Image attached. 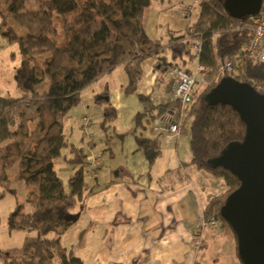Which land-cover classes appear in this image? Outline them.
Returning <instances> with one entry per match:
<instances>
[{
	"label": "trees",
	"instance_id": "trees-1",
	"mask_svg": "<svg viewBox=\"0 0 264 264\" xmlns=\"http://www.w3.org/2000/svg\"><path fill=\"white\" fill-rule=\"evenodd\" d=\"M152 2L0 0L1 24H7L10 17L25 28L20 35L11 27L0 29L8 40L18 42L21 56L14 71L21 95L0 94V198L14 193V180L24 178L26 202L10 212L8 228L34 232L27 234L20 246L0 249V264H83L81 258L69 253L61 236L74 224L71 211L91 183L84 178L85 149L69 143L65 119L82 102V91L119 65L128 77L126 92L137 93L143 61L159 54L165 45L162 38H153L146 30V12ZM198 7V16L186 32L169 39L174 61L165 65L186 67L188 62L198 60L210 68L206 83L195 91L193 101L184 109L180 100L154 105L138 93L148 105L137 113L135 126L117 135L136 133L169 110L179 112V116L183 113L181 131L190 132L192 163L222 177L227 184L226 191L207 204L205 215L221 217L224 227L231 229L220 211L228 195L240 186V180L210 160L229 143L242 141L246 124L231 105L210 103L208 93L219 83V70L228 60L235 63L236 79L254 80L264 87V60L244 56V46L253 36L249 17H232L220 0H200ZM197 39L202 42L198 59L194 53ZM43 55L48 58L43 59ZM45 78L48 88L42 90L39 84ZM95 101L103 106L104 128H114L117 112L109 102L108 91L97 93ZM137 142L152 165L161 140L138 136ZM67 147L74 153L68 162L78 167L66 185L55 160ZM15 157L19 159V170L12 178L8 168Z\"/></svg>",
	"mask_w": 264,
	"mask_h": 264
},
{
	"label": "crops",
	"instance_id": "crops-1",
	"mask_svg": "<svg viewBox=\"0 0 264 264\" xmlns=\"http://www.w3.org/2000/svg\"><path fill=\"white\" fill-rule=\"evenodd\" d=\"M187 1L182 0L183 8L200 0ZM147 22V32L149 24L155 33L148 34L160 38L158 27L162 23ZM177 35L172 33L170 38ZM173 61L168 40L159 54L143 61V74L133 94L125 90L128 77L124 67L117 66L82 91V102L65 119L67 140L83 147L86 154L81 118L85 113L93 115L91 146L100 157L95 181L71 211L74 224L61 234L69 253L81 258L83 264H242L231 229L202 230L205 207L214 196L226 191L227 184L222 177L192 163L188 130L168 139L169 126L179 118V112L169 110L136 133L117 135L135 126L137 113L147 107L138 93L154 105L175 100L171 66L165 65ZM196 62H188L186 68ZM104 90L117 112L114 128L110 129L104 128L103 106L95 101V95ZM138 136L161 140L152 165L137 142ZM73 156L67 147L61 157L68 162ZM68 163L73 176L78 166ZM199 233L203 240L197 247L195 235Z\"/></svg>",
	"mask_w": 264,
	"mask_h": 264
},
{
	"label": "water",
	"instance_id": "water-1",
	"mask_svg": "<svg viewBox=\"0 0 264 264\" xmlns=\"http://www.w3.org/2000/svg\"><path fill=\"white\" fill-rule=\"evenodd\" d=\"M220 1L238 19L258 14L263 3ZM208 101L231 105L246 124L243 140L229 143L210 162L230 170L240 180L220 212L236 236L242 264H264V92L228 75L209 91Z\"/></svg>",
	"mask_w": 264,
	"mask_h": 264
},
{
	"label": "rangeland",
	"instance_id": "rangeland-1",
	"mask_svg": "<svg viewBox=\"0 0 264 264\" xmlns=\"http://www.w3.org/2000/svg\"><path fill=\"white\" fill-rule=\"evenodd\" d=\"M194 1V0H193ZM185 2H189L185 0ZM192 2V1H191ZM182 0H153L152 5L147 9L146 12V24L151 21L152 25L159 20L162 25L158 27V36H162L164 43L169 40L170 35L182 34L186 32L188 24H191L192 20H195L198 16V12L194 13L193 16L186 17L183 14ZM199 10V9H198ZM13 28L17 35L25 32V28L19 26L12 18H7V24H1L0 17V29L3 28L7 30ZM147 29L152 33L153 27L149 24ZM148 31V32H149ZM62 37H59L61 40ZM63 44V42H61ZM20 48L18 42L8 40L7 35H3L0 30V94L4 96H18L21 95L18 89L15 79L14 70L16 66L20 63ZM43 59L48 58L47 55L42 56ZM42 90L48 88V79L45 78L39 84ZM82 120V118H81ZM105 159L108 160L109 156L106 155ZM55 167L59 175L64 180L67 185L70 176L72 175L70 164L64 160L63 157L55 160ZM19 170V159L15 157V161L8 168L9 175L14 178L15 174ZM105 170V167H103ZM225 182V180H224ZM226 183V182H225ZM12 187L15 188L14 193H7L3 198H0V249H9L20 246L27 234H34V232H29L27 230L16 229L9 230V214L15 209L17 204L26 202L27 195V185L24 178L14 180ZM213 228V227H212ZM215 229V228H214ZM216 230V229H215ZM55 235V234H52ZM59 259H57L58 262Z\"/></svg>",
	"mask_w": 264,
	"mask_h": 264
},
{
	"label": "built area",
	"instance_id": "built-area-1",
	"mask_svg": "<svg viewBox=\"0 0 264 264\" xmlns=\"http://www.w3.org/2000/svg\"><path fill=\"white\" fill-rule=\"evenodd\" d=\"M199 9L198 2L185 5L183 8V14L186 17H191ZM252 21L253 36L251 40L244 46L243 52L245 57H256L260 60H264V0L261 10L258 14L249 17ZM202 49V42L197 39L194 42V53L198 57L200 56ZM210 70L209 67L200 63L198 60L192 68H186L181 66H172L170 73L173 76L172 95L174 99L180 100L182 109L193 101V94L195 91L202 87L206 83L207 73ZM236 71L235 63L232 60L226 61L219 70V76L224 77L232 75ZM252 85L261 92H264V87L256 81H250ZM184 119L182 113L179 118L170 124L168 139H173L181 133V125ZM93 122V115L85 113L81 120V131L83 137L87 143L86 160L84 163V178L88 181H95L97 175V165L100 161V157L96 156L92 151L91 143L94 141V135L91 131V125ZM208 227H213L217 231H221L224 228V220L212 215L203 217L202 230ZM202 234L195 235V245L199 247L202 243Z\"/></svg>",
	"mask_w": 264,
	"mask_h": 264
},
{
	"label": "bare ground",
	"instance_id": "bare-ground-1",
	"mask_svg": "<svg viewBox=\"0 0 264 264\" xmlns=\"http://www.w3.org/2000/svg\"><path fill=\"white\" fill-rule=\"evenodd\" d=\"M157 131V130H156Z\"/></svg>",
	"mask_w": 264,
	"mask_h": 264
}]
</instances>
